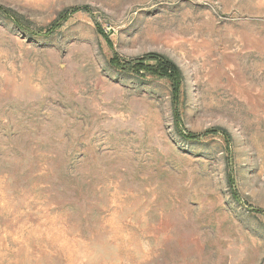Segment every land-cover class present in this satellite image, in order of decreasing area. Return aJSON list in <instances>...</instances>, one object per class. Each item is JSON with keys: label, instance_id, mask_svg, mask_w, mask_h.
I'll return each instance as SVG.
<instances>
[{"label": "rangeland", "instance_id": "rangeland-1", "mask_svg": "<svg viewBox=\"0 0 264 264\" xmlns=\"http://www.w3.org/2000/svg\"><path fill=\"white\" fill-rule=\"evenodd\" d=\"M0 7V264H264V0Z\"/></svg>", "mask_w": 264, "mask_h": 264}, {"label": "trees", "instance_id": "trees-1", "mask_svg": "<svg viewBox=\"0 0 264 264\" xmlns=\"http://www.w3.org/2000/svg\"><path fill=\"white\" fill-rule=\"evenodd\" d=\"M0 10L3 9L0 7ZM145 58H147V60H153L155 63L152 65H146ZM117 60L118 59H115L114 63L116 65H119V62ZM139 60L140 61H136V64L133 68H135L136 70L139 67L146 68L148 69V72L152 74L169 77L173 82H175V89L176 92H178V89L181 85V74L178 67L171 60H169L163 55L156 53H151ZM129 64H134V63H129ZM127 66H130V68H132L131 65H126L123 68H126Z\"/></svg>", "mask_w": 264, "mask_h": 264}]
</instances>
